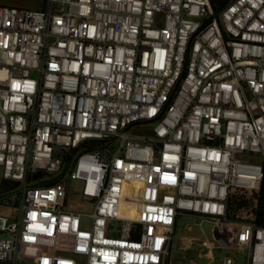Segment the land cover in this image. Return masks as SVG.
I'll return each mask as SVG.
<instances>
[{"label": "built area", "instance_id": "built-area-1", "mask_svg": "<svg viewBox=\"0 0 264 264\" xmlns=\"http://www.w3.org/2000/svg\"><path fill=\"white\" fill-rule=\"evenodd\" d=\"M0 169V263L165 264L190 215L264 264V227L226 216L264 179V0L0 6Z\"/></svg>", "mask_w": 264, "mask_h": 264}, {"label": "rangeland", "instance_id": "rangeland-1", "mask_svg": "<svg viewBox=\"0 0 264 264\" xmlns=\"http://www.w3.org/2000/svg\"><path fill=\"white\" fill-rule=\"evenodd\" d=\"M0 6H13L17 8H23L27 10H41L44 8V0H0ZM251 158V157H250ZM252 162H258V159H250ZM56 174L54 178H61L62 175ZM1 177V169H0ZM67 195L66 205L67 210H75L80 212L90 213L92 208L87 203H82V200L78 196V183L67 179ZM11 210L9 208L2 207L0 205V216H10ZM160 232L166 233L161 230ZM181 237H195L198 240L195 243L197 249H201L202 241L213 242L212 245V259L208 260V264H224L226 257L233 259V264H249L251 250L246 248L245 250H239L235 248H229L227 246H221L219 242H215L213 234V225L204 221L201 217L197 216H181L176 221L175 232L172 235V242L169 249L170 256H168L169 264H198L194 262H187L186 256H190L189 252H183L178 250V241ZM74 257V255H70ZM28 261L31 262L33 256L29 254ZM204 263V261L202 262ZM4 264V263H0Z\"/></svg>", "mask_w": 264, "mask_h": 264}, {"label": "trees", "instance_id": "trees-1", "mask_svg": "<svg viewBox=\"0 0 264 264\" xmlns=\"http://www.w3.org/2000/svg\"><path fill=\"white\" fill-rule=\"evenodd\" d=\"M208 2L214 17L218 14L220 6H224L228 0H208ZM210 18L205 20V22L209 23ZM95 145V148L101 147L103 142H98ZM66 158L68 160L69 155ZM226 216L232 221L264 227V179H262L261 186L256 192H247L234 188Z\"/></svg>", "mask_w": 264, "mask_h": 264}, {"label": "crops", "instance_id": "crops-1", "mask_svg": "<svg viewBox=\"0 0 264 264\" xmlns=\"http://www.w3.org/2000/svg\"><path fill=\"white\" fill-rule=\"evenodd\" d=\"M2 207H4V206H2ZM11 213H12V211H11ZM175 228H176V224H175ZM175 228H174V232H175ZM197 240L198 239L195 238V237H181L179 239V241H178L177 248H178V250L183 251L185 253L186 252L190 253V256H186L187 262H191L192 261V262L198 263V264H208L209 263L208 260L212 259V252H211L212 247H210V246L213 245V242L202 241L201 242V247L202 248L199 249V250H196L197 247H196L194 242H196ZM171 242H172V237H171ZM171 242H170V245H169V249H170V246H171ZM229 248H235V247L232 246V244H230ZM235 249H237V248H235ZM168 256H170V253L168 254ZM168 256L165 259V264H169L170 263L169 259H168ZM227 258H230V260H231V262L233 264V259L231 257H226L225 261H224V264H225ZM203 261H204V263H202Z\"/></svg>", "mask_w": 264, "mask_h": 264}, {"label": "bare ground", "instance_id": "bare-ground-1", "mask_svg": "<svg viewBox=\"0 0 264 264\" xmlns=\"http://www.w3.org/2000/svg\"><path fill=\"white\" fill-rule=\"evenodd\" d=\"M128 188L132 189L135 194V199L132 200H124L126 196H123L122 203H121V215L125 218L134 219L136 217V198L138 196V187L135 185H130ZM129 192V191H128ZM206 245V244H205Z\"/></svg>", "mask_w": 264, "mask_h": 264}, {"label": "water", "instance_id": "water-1", "mask_svg": "<svg viewBox=\"0 0 264 264\" xmlns=\"http://www.w3.org/2000/svg\"><path fill=\"white\" fill-rule=\"evenodd\" d=\"M4 182H5L6 186H7V188H11V187H13V186H15L17 184L16 182H12V181H9V180H6Z\"/></svg>", "mask_w": 264, "mask_h": 264}]
</instances>
